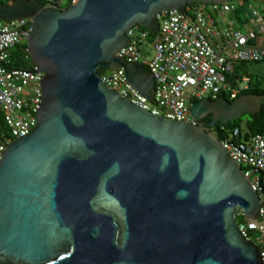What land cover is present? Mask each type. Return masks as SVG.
I'll list each match as a JSON object with an SVG mask.
<instances>
[{"label": "water", "instance_id": "1", "mask_svg": "<svg viewBox=\"0 0 264 264\" xmlns=\"http://www.w3.org/2000/svg\"><path fill=\"white\" fill-rule=\"evenodd\" d=\"M231 0H40L0 4L33 19L28 48L45 73L34 130L0 165V264H264L241 232L264 206L244 169L208 128L261 112L264 94L194 101L200 122L134 104L104 81L123 68L154 106L156 77L117 51L164 10Z\"/></svg>", "mask_w": 264, "mask_h": 264}, {"label": "built area", "instance_id": "2", "mask_svg": "<svg viewBox=\"0 0 264 264\" xmlns=\"http://www.w3.org/2000/svg\"><path fill=\"white\" fill-rule=\"evenodd\" d=\"M68 0H42L46 7L65 9ZM70 5L78 0H69ZM237 2L222 4L196 3L187 12L164 10L158 14L160 27L151 44L154 55L148 59L143 44L150 37L148 29L140 26L128 30L131 43L117 51L128 62H143L152 68L156 79L154 106L128 81L123 68L105 70L102 77L111 87L134 104L172 119L200 122L192 114L194 101L204 97L218 99L227 93L236 99L248 84L232 86L229 77L237 64L264 61V48L255 42L264 34V10L249 5L250 21L243 26L232 16ZM33 19L22 17L14 21L0 19V165L8 146L19 137L29 135L37 125V112L43 103L41 80L45 73L37 64L31 68L12 66V51L28 42L33 31ZM27 51L30 53L29 48ZM249 78H246L248 83ZM207 129L215 135L213 128ZM222 131H226L222 126ZM216 136V135H215ZM229 155L244 169L253 187L264 201V186L260 173L264 172V133L243 139L240 127L231 129L221 140ZM241 232L257 244L264 261V206L258 220L239 224ZM252 231L259 232L253 240Z\"/></svg>", "mask_w": 264, "mask_h": 264}, {"label": "trees", "instance_id": "3", "mask_svg": "<svg viewBox=\"0 0 264 264\" xmlns=\"http://www.w3.org/2000/svg\"><path fill=\"white\" fill-rule=\"evenodd\" d=\"M14 0H0L1 3H10ZM42 2V0H40ZM233 2H237L238 8L233 13L232 16H235L239 22L245 26L249 23V5L254 4V1L257 0H231ZM196 4V3H194ZM142 29H146L141 27ZM150 40L155 38L154 34H150ZM28 42L22 43L15 47L12 51V66L16 68H31L34 64L31 54L27 51ZM248 62H242L236 65L234 73L230 75L229 82L232 86H239L243 83L244 76H248L251 78L250 72L246 70ZM101 73L104 74L105 70L101 69ZM249 93H256V94H264V89L250 83V86L242 90L238 97L249 94ZM220 97H226L229 101L233 102L235 99H232L227 93H223ZM222 126L225 127L226 131H222ZM234 127H240L243 130V139H248L249 137L264 133V104L261 112L257 114H246L242 118L238 120H234L228 124L219 122L216 127L212 129L215 133L216 137L219 140H223L228 134H230L231 129ZM245 169V168H244ZM260 178L262 179L263 186H264V172L260 173ZM237 219L239 224H242L247 221V218L242 212H239L237 215Z\"/></svg>", "mask_w": 264, "mask_h": 264}, {"label": "crops", "instance_id": "4", "mask_svg": "<svg viewBox=\"0 0 264 264\" xmlns=\"http://www.w3.org/2000/svg\"><path fill=\"white\" fill-rule=\"evenodd\" d=\"M258 2V5L262 10H264V0H257ZM258 46L264 48V34L262 35H259L258 39L256 40L255 42ZM260 62H263L264 61H260ZM260 62H254V66H252V69L250 70L249 68H246V70L248 72H250L251 74V78L248 77V76H244V79H243V83L244 84H248L250 86V83L254 84V85H257L261 88L264 89V72H260V71H263L262 69H264V64H261ZM246 78H249L250 81L245 82L246 81Z\"/></svg>", "mask_w": 264, "mask_h": 264}, {"label": "rangeland", "instance_id": "5", "mask_svg": "<svg viewBox=\"0 0 264 264\" xmlns=\"http://www.w3.org/2000/svg\"><path fill=\"white\" fill-rule=\"evenodd\" d=\"M69 4H70V1L68 0V1H66L65 3H64V8H67L68 6H69ZM254 4H256V5H258V2L257 1H254ZM151 42H152V40H150V38L147 40V41H145L144 42V44H143V52H144V54L146 55V57L148 58V59H151L152 57H153V55H154V48H153V46H152V44H151ZM15 48H13V50H14ZM261 64H264L263 62H260ZM254 65H256V64H254V62H248L247 63V68H249L250 70L252 69V66H254ZM263 71H260V72H264V69H262ZM262 74H264V73H262ZM263 85H264V83H263ZM259 236V232H257V231H252V236H251V238L253 239V240H255L257 237Z\"/></svg>", "mask_w": 264, "mask_h": 264}]
</instances>
